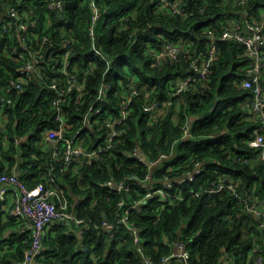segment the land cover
<instances>
[{"label": "trees", "instance_id": "trees-1", "mask_svg": "<svg viewBox=\"0 0 264 264\" xmlns=\"http://www.w3.org/2000/svg\"><path fill=\"white\" fill-rule=\"evenodd\" d=\"M49 1L0 0V24L10 19L9 7L18 5L31 24L25 39L28 48H37L44 36L59 44L72 38L75 52L71 61L77 63L80 79L88 62L94 61L95 69L86 76L84 102L77 104L78 94L72 92L64 106L74 125L71 130L80 129L87 148L109 137L106 121L120 119L122 90L132 78L141 93L134 96L127 117L117 126L121 133L109 150L91 163L65 168L62 159L53 157L45 134L58 126L52 106L54 92L48 86L53 77H61L54 67L53 47H43V77L28 75L24 91H8L11 81L19 78L22 63L15 59L13 48L26 51V45L16 26L0 38V113L4 115L0 118V173L19 171L29 187L50 183L52 174L56 186L65 189L73 210L90 224L83 235L75 232V225H51L44 250L34 264L141 263L128 229L117 222L121 195L107 190L104 182L128 177L133 190L127 198L134 199L161 185L166 174L173 177L176 172L169 170L170 165H182L184 172L196 162L203 164V170L181 184L183 199L163 205L159 196L151 197L149 205L131 213V220L141 228L147 254L160 264L162 256L171 252L168 243L182 239L192 250L191 258L183 264H257L259 255L264 264V229L258 227L248 203L228 190L200 197L193 193L225 177L238 184V193L249 203L264 208V162L256 159L258 150L248 144L260 131V122L249 107L253 93L244 87L252 60L242 44L219 38L223 21L259 17L264 0H247L245 5H238V0H177L186 8L183 16L159 10L157 0H65L62 13L49 9ZM96 10L100 16L92 37L89 28ZM167 41L179 44L184 57L154 65L152 51ZM94 44L112 59L105 75L106 62L93 57ZM213 44L216 54L208 80L190 87L181 97L172 95L173 84L188 75L191 58L206 56ZM103 77L113 87L97 102ZM260 82L264 88V67ZM2 95L13 103H3ZM94 101L102 112L93 125H87L84 114ZM153 101L172 103L156 114L144 108ZM190 122L191 133L184 135L183 125ZM135 146L149 159L173 151L165 166L153 172L149 185L143 181L145 164L129 154ZM244 157L255 161L247 162ZM9 205V200L0 204V264L21 260L32 241V231L21 232L24 222L9 214ZM104 220L114 222L119 232L114 240L104 234Z\"/></svg>", "mask_w": 264, "mask_h": 264}, {"label": "built area", "instance_id": "built-area-1", "mask_svg": "<svg viewBox=\"0 0 264 264\" xmlns=\"http://www.w3.org/2000/svg\"><path fill=\"white\" fill-rule=\"evenodd\" d=\"M247 0H238V5H245ZM156 5L159 10H165L173 14L183 16L186 14V8L179 5L177 0H157ZM49 9L53 11L64 12L65 0H50L48 3ZM10 19L0 24V38H4L15 26L19 33L20 40L26 45V51H18L14 46L13 53L15 59L21 60V67H19L20 75L17 80H12L9 90L24 91L23 82L27 80V76H41L43 77L42 68L43 60L46 56L43 50L45 44L53 47L51 55L54 56V67L58 68L61 77H53L48 86L54 92L52 106L56 110V120L58 126L49 128L45 134L47 140L51 143L50 151L55 159H62V165L65 168L77 164L79 162L91 163L93 160L98 159L102 154L113 146L116 137L121 133L118 125L127 117V109L132 102L134 96H139L141 90L132 82L123 88L121 100V117L117 121H106V125L110 128L109 137L99 143L94 148H87L83 144V139L79 136L80 129L71 130L74 127L67 119L65 114V101L70 93L77 92L76 103L81 104L88 93L86 89V76L95 69L94 61H89V66H86L83 71V79L79 78V68L77 63L71 61V56L75 52V41L72 38H65L62 43H58L55 38L44 36L40 44L35 45V49L31 45L29 48L25 43L26 33L28 32L31 24L28 16L22 15L18 5H12L8 9ZM100 16V12L96 10L93 17V24L89 28V34L95 37V22ZM224 28L220 32L219 38L221 40H234L244 46L245 52L251 57L252 63L249 68L250 78L244 81V87L250 89L253 97L250 101V110L256 115L260 122L259 133L248 140V144L258 150L256 159L264 162V88L260 82L264 67V10L257 18L245 17L243 20L232 19L230 21H223ZM212 33V30H209ZM32 47V48H31ZM94 58H101L106 62L105 73L110 69L112 59L108 58L103 51L95 44L92 47ZM183 50L181 46L175 42L167 41L163 46L152 51L154 65H160L164 60H178L183 58L179 54ZM59 51V53H57ZM185 54V51H184ZM216 46L213 44L206 56L192 57L188 64V75L177 80L173 84L174 96L181 97L183 93L190 87H194L209 78L211 65L215 58ZM123 79L120 83L123 84ZM113 85L110 81L105 80L103 77L96 95V101L99 102L104 99L105 95L111 91ZM3 103L12 104V98L7 95L1 96ZM94 101L89 109L84 114V123L93 125L98 120L102 112L101 106H95ZM172 101H167L162 105L158 101H153L145 105V110L155 112L156 114L165 111V108L171 104ZM1 115L0 118H3ZM3 125V123H2ZM191 122L183 125L184 135H189ZM71 132V133H69ZM171 152H161L156 158L149 159L147 154L139 147L135 146L129 153L130 156L137 162L145 164L147 172L144 176V182L149 183L153 180L152 174L156 169H161L165 166V161L170 156ZM247 162H254L255 159L244 157ZM182 165L172 164L169 170L175 171V175L171 177L166 174L162 180L161 185H155L148 189L142 195H138L134 199H128L127 196L131 194L133 188L128 177L122 179H114L113 177L104 182L107 190L121 195L118 202L119 211L117 213V222L128 229L132 239L135 251L142 257L139 264H156L153 258L147 254L144 247V237L141 228L131 220V213L133 211H140L143 207L149 205L151 197L159 196L163 200V205H171L173 202L184 198L181 184L186 180H193L203 170V164L196 162L192 168L186 169L184 172L181 170ZM136 178V175H132ZM228 190L233 192L241 201H246L249 205V211L258 220V227L264 229V208L259 205L249 203L247 197L238 193V184L223 177L214 180L210 186L193 191L195 196L200 197L203 194L212 195L216 192ZM10 201L8 207L9 214L14 218L23 220L24 226L21 232L30 229L32 231L31 246L26 250L24 257L21 260L15 261L13 264H34L38 256L44 250V239L50 226L61 222L65 226L70 227L75 225V232L83 235L90 227L89 221L80 216L72 208L67 193L63 187L56 186L55 179L52 174L50 176V183L40 182L33 187H29L26 182L20 177L17 172L13 173H0V204ZM104 234L110 240H114L116 231L114 222L109 220L103 221ZM167 242V241H165ZM171 246V252L162 256L160 264H183L186 263L192 256V250L188 247L187 243L180 239L168 243ZM263 257L257 256L256 263L261 264Z\"/></svg>", "mask_w": 264, "mask_h": 264}, {"label": "water", "instance_id": "water-1", "mask_svg": "<svg viewBox=\"0 0 264 264\" xmlns=\"http://www.w3.org/2000/svg\"><path fill=\"white\" fill-rule=\"evenodd\" d=\"M62 17L64 16V14H61ZM180 57L184 56V50H181L180 54H179ZM51 149V148H50ZM17 173L19 174V171H17Z\"/></svg>", "mask_w": 264, "mask_h": 264}, {"label": "crops", "instance_id": "crops-1", "mask_svg": "<svg viewBox=\"0 0 264 264\" xmlns=\"http://www.w3.org/2000/svg\"><path fill=\"white\" fill-rule=\"evenodd\" d=\"M50 146H51V143H50V142H48V147H49V149H50Z\"/></svg>", "mask_w": 264, "mask_h": 264}]
</instances>
